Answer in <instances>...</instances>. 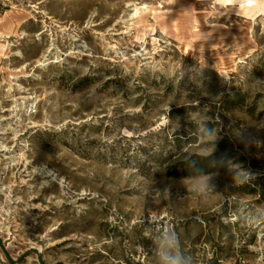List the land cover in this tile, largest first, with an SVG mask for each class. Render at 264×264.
Segmentation results:
<instances>
[{"label":"rangeland","instance_id":"1","mask_svg":"<svg viewBox=\"0 0 264 264\" xmlns=\"http://www.w3.org/2000/svg\"><path fill=\"white\" fill-rule=\"evenodd\" d=\"M169 234L264 264V0H0V264H160Z\"/></svg>","mask_w":264,"mask_h":264},{"label":"clouds","instance_id":"2","mask_svg":"<svg viewBox=\"0 0 264 264\" xmlns=\"http://www.w3.org/2000/svg\"><path fill=\"white\" fill-rule=\"evenodd\" d=\"M232 3L238 4L240 9L249 6V0H231ZM168 250L161 252L160 264H191L190 259L186 258L182 252L176 251L179 248V239L177 236L169 234L167 236Z\"/></svg>","mask_w":264,"mask_h":264},{"label":"trees","instance_id":"3","mask_svg":"<svg viewBox=\"0 0 264 264\" xmlns=\"http://www.w3.org/2000/svg\"><path fill=\"white\" fill-rule=\"evenodd\" d=\"M214 163L215 154H211L206 157H197V159H194L193 161H188L184 164V171L193 169L207 172V169H210L214 165Z\"/></svg>","mask_w":264,"mask_h":264}]
</instances>
